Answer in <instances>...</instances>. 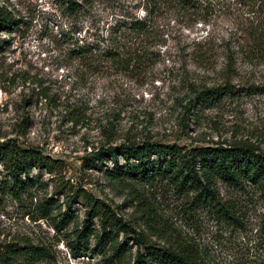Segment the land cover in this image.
Wrapping results in <instances>:
<instances>
[{"label":"rangeland","instance_id":"1","mask_svg":"<svg viewBox=\"0 0 264 264\" xmlns=\"http://www.w3.org/2000/svg\"><path fill=\"white\" fill-rule=\"evenodd\" d=\"M76 1L69 13L56 0H0L13 19L0 25V141L12 139L57 161L51 170L32 168L40 186L0 199L1 247L27 240L48 251L42 261L20 257L10 264H126L137 249L131 237L165 247L188 243L203 264H262L264 196L255 186L217 183L221 202L238 219L232 222L190 209L188 196L164 182L119 181L104 166L89 165L100 147L127 141L192 147L247 139L264 149V44L248 32L250 6L235 0H199L197 11L164 5L147 33L128 35L142 57L123 68L102 58H72L69 48L77 39L107 37L119 19L143 18L145 1ZM227 82L230 95L206 106L188 104L192 84ZM75 194L71 219L62 222ZM48 197L53 209L41 218L38 204ZM95 200L138 233L129 239L116 233L129 248L117 263L92 236L85 252L76 256L70 248ZM89 225L100 230L98 216Z\"/></svg>","mask_w":264,"mask_h":264},{"label":"trees","instance_id":"2","mask_svg":"<svg viewBox=\"0 0 264 264\" xmlns=\"http://www.w3.org/2000/svg\"><path fill=\"white\" fill-rule=\"evenodd\" d=\"M56 1L69 13L77 10L76 0ZM144 1L146 14L143 18L119 19L107 37L77 39L75 45L69 48V55L72 58L87 60L91 58L112 60L119 66L128 68L137 64L136 61L142 57L139 54L141 48L133 47L135 42H132L128 35L147 33L151 28L150 19L155 10L171 4L187 11L202 9L199 0ZM235 1L250 6L253 16L248 32H251L257 45L264 44V8L261 0ZM250 11L247 13H251ZM12 21L9 12L0 7V25L10 24ZM261 58L264 59V51ZM131 62L133 65H130ZM191 92L193 97L189 99L188 104L197 102L199 106H206L219 101L223 96L230 95L232 87L228 82L224 86L216 87L204 85L198 87L192 84ZM119 158L124 162L119 163ZM107 159L114 162L112 167L104 165ZM89 161V165L104 166L105 174L111 179L164 182L173 192L188 196L186 202L190 209L204 208L226 221L235 222L238 219L230 206L221 202L218 182L234 188L252 185L264 196V149L247 139L229 145L206 144L192 147L174 142L127 141L100 147ZM56 162L38 149L21 147L12 139L0 141V165L4 170V174L0 175V199L5 195L21 197L25 192L40 186L42 183L37 174L31 173L32 168L51 170ZM76 196L75 194L66 200L67 209L61 213L62 217L59 219L62 222L71 219L69 211ZM53 204L52 197L45 198L38 204L41 218L50 217ZM87 214L89 217L84 220L83 227L77 232L76 242L70 245L73 254L77 256L85 252V243L92 236L100 246H108L112 262L124 260V254L129 249L125 239L130 238L128 237L130 233L136 235L138 233L102 201L95 200V203L93 201ZM94 216L99 218L98 231L89 225L91 217ZM119 231L125 232L124 240L116 239V233ZM131 238L136 242L137 249L132 261L126 264H203L198 249L188 243L180 242L175 247H165L148 243L143 238ZM21 243H6L2 247L0 245V262L10 264L20 257H27L30 262H39L48 256V251L42 245H34L27 240Z\"/></svg>","mask_w":264,"mask_h":264}]
</instances>
